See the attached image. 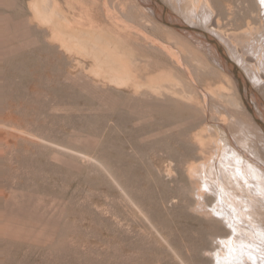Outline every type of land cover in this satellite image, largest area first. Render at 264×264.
I'll use <instances>...</instances> for the list:
<instances>
[{
	"label": "rangeland",
	"instance_id": "obj_1",
	"mask_svg": "<svg viewBox=\"0 0 264 264\" xmlns=\"http://www.w3.org/2000/svg\"><path fill=\"white\" fill-rule=\"evenodd\" d=\"M44 1L0 3V118L10 120L1 131L12 145L0 157V214L44 238L0 233V264H213L221 240L238 241L220 215L204 211L220 208L213 159L223 166L228 152L251 156L252 147L264 156V130L246 107L256 111L263 90L239 67L256 88L243 95L245 83L237 85L217 63V52L155 16L150 1ZM162 1L219 36L231 59L257 69L264 16L256 0ZM56 11L75 27H100L101 42L57 26ZM50 27L68 44L51 38ZM110 53L126 54L119 58L133 66ZM148 77L169 82L168 94L184 98L149 86ZM198 132L208 153L194 138Z\"/></svg>",
	"mask_w": 264,
	"mask_h": 264
},
{
	"label": "bare ground",
	"instance_id": "obj_2",
	"mask_svg": "<svg viewBox=\"0 0 264 264\" xmlns=\"http://www.w3.org/2000/svg\"><path fill=\"white\" fill-rule=\"evenodd\" d=\"M46 1V0H45ZM44 1V2H45ZM48 1V0H47ZM95 1V0H94ZM98 1V0H97ZM147 1H150V5H147L146 2L145 4L147 6H149L150 9H152L151 12H153V14L155 16L159 15L160 17H162L166 23H170L172 25H174L177 29L181 30L183 33H185L186 35H188L189 37H193L195 36V38L200 41L202 44H204L205 46H207L209 48V50L211 49L212 52H217L215 47L213 45H211L209 42H207L205 40V38L203 37V34L201 32L205 31L201 28H198V27H195V26H192V23H187L189 21H183L180 17H178L176 14H174L173 12H171L164 4V2L162 0H158V1H154V0H147ZM209 1V0H208ZM53 2V1H52ZM55 2V1H54ZM53 2V3H54ZM257 4L256 5H259L260 9L262 10V13H263V16H264V0H256ZM0 3L4 4V5H9V6H12L14 2V0H0ZM39 4V3H38ZM49 4V3H47ZM35 5V2L34 4ZM41 5V4H40ZM40 5H37L40 7ZM255 5V4H254ZM30 7L32 5H29ZM51 7V4L49 5V8ZM38 8V7H37ZM36 8V9H37ZM48 8V9H49ZM56 8V6L54 7L53 6V9ZM30 9V8H29ZM51 9V8H50ZM52 9V10H53ZM34 10V9H33ZM40 10V8L38 9ZM47 10V8H46ZM55 10V9H54ZM85 10V9H84ZM255 10V9H254ZM9 11V9H8ZM29 11V10H28ZM32 11V10H31ZM146 11V10H145ZM24 12V11H23ZM34 12V11H33ZM53 12V11H52ZM38 13V12H36ZM35 13V14H36ZM148 13V11H147ZM146 13V14H147ZM60 14V13H59ZM142 14V13H141ZM146 14L142 16H146ZM149 14V13H148ZM157 14V15H156ZM42 15V14H41ZM40 15V16H41ZM51 15V14H50ZM54 15V14H53ZM52 15V16H53ZM151 15V14H150ZM149 15V16H150ZM34 16V15H33ZM43 16V15H42ZM46 16V15H45ZM56 18L59 19L62 15H58L57 11H56ZM207 16V15H206ZM31 17V16H30ZM47 17V16H46ZM51 17V16H50ZM59 17V18H58ZM91 17V16H90ZM89 17V18H90ZM151 17V16H150ZM154 17V16H153ZM36 18V17H35ZM39 18V17H37ZM36 18V19H37ZM49 18V17H48ZM46 18V19H48ZM148 18V16H147ZM33 19V18H32ZM46 19H42L41 20V17L39 18V20L43 21V20H46ZM51 19H54V18H51ZM56 19V20H57ZM38 20V19H37ZM95 20V19H94ZM147 20H150L149 22H151V18L147 19ZM162 20V19H161ZM163 20V21H164ZM190 20V19H189ZM208 21V20H207ZM32 22V21H31ZM39 24L41 23L40 21H37ZM49 22V21H47ZM50 22H52L50 20ZM49 22V23H50ZM55 22V21H54ZM58 22V21H57ZM153 22V20H152ZM155 22H156V19H155ZM44 23V22H43ZM42 23V24H43ZM48 23V24H49ZM45 24V23H44ZM52 24V23H51ZM59 24V27L61 28H64L67 32H73L75 38H85L83 39V41H88V42H92L94 43V41L98 40L99 39V33L97 30L100 29V27L97 28V30H95V28L93 27H90V28H85V27H80V26H77L75 27L74 24L72 23H67L65 22V20H62V18L59 19V23H57V26ZM91 24V22H90ZM89 24V25H90ZM95 24V23H94ZM93 24V26H94ZM97 24V22H96ZM95 24V25H96ZM155 24V23H154ZM157 24V23H156ZM261 24V23H260ZM54 25V23H53ZM159 25V24H158ZM165 25V24H164ZM197 25V24H196ZM113 26V25H112ZM173 26V27H174ZM49 27V25H48ZM51 27H53L51 25ZM50 27V29H52ZM105 27H107L105 25ZM111 27L110 25L107 27L108 29L107 30H111ZM166 27V26H165ZM170 28V26H168ZM183 27H186V29H183ZM261 27V26H260ZM55 28V30H53ZM52 30V33H54V35L52 34L51 38L53 36L55 37H58L60 39H62V41L66 44V40H65V37L62 36V34L58 33V29L57 27H54ZM167 28V27H166ZM168 28V29H169ZM264 28V27H262ZM49 29V30H50ZM102 29V28H101ZM62 30V29H61ZM48 31V30H47ZM113 31H117L116 30H113ZM168 31V30H167ZM171 32V30H169ZM206 32V31H205ZM50 33V32H49ZM119 33V31H118ZM208 33V32H206ZM212 33V32H211ZM261 34L264 35V30H261L260 31ZM259 33V34H260ZM68 34V33H67ZM109 34V33H108ZM121 34V33H120ZM123 34V33H122ZM121 34V36H123ZM209 36H213L212 34L208 33ZM105 35V34H104ZM125 35V34H124ZM71 36V35H70ZM117 36V35H116ZM50 37V36H49ZM68 37V36H67ZM66 37V38H67ZM119 37V36H118ZM219 37V36H218ZM217 37V38H218ZM74 38V39H75ZM188 38V37H187ZM215 36H213V39H214V43L216 45H219L220 48L223 49L224 53L228 56V54L226 53V50L225 48L221 45V43L218 41ZM56 39V38H55ZM72 39V38H71ZM108 39V38H107ZM122 39V38H121ZM128 39V38H127ZM57 41L59 39H56ZM55 40V41H56ZM101 40V38L99 39ZM98 40V41H99ZM126 40V39H125ZM129 40V39H128ZM194 40V39H193ZM220 40V39H219ZM77 41L80 43L82 41H79L77 39ZM122 41V40H121ZM137 41V40H136ZM195 41V40H194ZM72 42V41H71ZM101 41H99L100 43ZM124 42V40H123ZM139 42V41H138ZM55 43V42H54ZM62 43V42H61ZM63 43V44H64ZM75 43V42H74ZM91 43V44H92ZM104 43V42H103ZM102 43V45H103ZM117 43V42H116ZM197 43V42H196ZM58 44V43H57ZM68 44V43H67ZM66 44V45H67ZM108 44V43H107ZM128 44V43H127ZM138 44V43H137ZM75 45V44H74ZM78 45V44H77ZM98 45V44H97ZM109 45V44H108ZM196 45V44H195ZM198 45V44H197ZM261 47H260V56L258 57V61H257V69L256 70H250L248 69L249 67H246L245 64L243 63L244 62V59L242 61V59L240 57H234L236 59H233L236 61V63H238L240 66H238L234 61L233 59H231L229 56V58L231 59L232 61V66L236 67V70L239 74V77L240 79L236 78V76L231 72V69L229 68V66L227 65H224V62L220 59L219 57V54L217 52V57L218 60H217V63L219 62L220 66L223 67L226 71H228L235 79V81L237 82V85L240 84L242 85L241 83H245L244 84V89L243 87H240L241 89V93L244 95L246 93V89H247V93H249L250 91H255L254 88L257 87V88H260V90L262 91L263 90V93H264V76L260 75L261 72V69L262 71L264 70V38H263V41L261 43ZM81 46V45H79ZM96 46V45H95ZM104 46H107L106 45V42L104 43L103 47ZM60 47V46H59ZM72 47V46H70ZM99 47V46H98ZM96 46V48H98ZM102 47V46H100ZM99 47V48H100ZM111 47V46H110ZM113 47V45H112ZM81 48V47H79ZM117 48V47H116ZM142 48V47H141ZM262 48V49H261ZM111 50V52H114L112 51L113 48H109ZM108 49V51H110ZM115 49V48H114ZM113 49V50H114ZM120 49V48H118ZM118 49H116L115 51H119ZM122 49V48H121ZM78 50V49H77ZM104 50V49H103ZM124 50V49H122ZM127 50V49H126ZM151 50V48H150ZM203 50V49H202ZM74 51V50H73ZM106 51V49H105ZM153 51V50H152ZM101 52V51H100ZM107 52V51H106ZM123 52V51H122ZM131 52V51H130ZM211 52V53H212ZM62 53V52H61ZM99 53V52H98ZM116 53V52H115ZM133 53V52H131ZM112 54V53H110ZM114 54V53H113ZM112 54V55H113ZM122 54V53H120ZM172 54V53H171ZM208 54V53H207ZM213 54V53H212ZM212 54H210L212 56ZM117 56V54H114V59L119 61V62H122L121 64L123 65H129L131 66L132 63H130V61H125L121 58H124V57H121L119 58L120 56H123L126 54H123V55H120V56ZM132 56V54H131ZM136 56V54L134 55ZM233 56V55H232ZM107 57V56H106ZM117 58V59H116ZM134 58V57H133ZM211 59V58H210ZM216 59V58H215ZM143 60V59H142ZM207 60V59H206ZM209 60V59H208ZM212 60V59H211ZM214 60V59H213ZM208 62V61H207ZM209 63V62H208ZM113 64V63H112ZM135 64V63H134ZM119 65V64H118ZM212 67H214L215 69L217 68L216 66H213L212 63L210 64ZM209 65V66H210ZM247 65V64H246ZM133 66V65H132ZM131 66V67H132ZM219 66V67H220ZM125 67V66H123ZM241 67L242 70L246 73L245 75H247L251 81V83L253 84V86L255 87H252L251 86V83L250 81L247 80V78L245 77L244 73L241 71V69L239 68ZM127 68V67H125ZM124 69V68H123ZM218 69V68H217ZM223 69V70H224ZM129 70V69H128ZM219 70V69H218ZM127 70L125 69L124 72H126ZM131 71V70H129ZM117 72V71H116ZM220 72V70H219ZM144 73V71H143ZM166 73V72H164ZM169 73V72H168ZM222 73V70L221 72ZM227 74V73H226ZM226 74H223L222 76L226 77L225 79L228 80L229 78L227 76L229 75H226ZM132 75V74H131ZM168 75V74H167ZM170 75V74H169ZM173 75V74H172ZM112 76V75H111ZM123 76L125 77V75H122V78ZM126 76L127 73H126ZM121 77V76H120ZM223 77V78H224ZM116 78V77H115ZM126 78V82H128V77H125ZM149 79V83L153 80V78L151 77H148ZM228 78V79H227ZM88 79V78H87ZM157 79V78H156ZM153 80V82H162L163 81H159L160 78H158V80ZM125 80V79H124ZM239 81V83H238ZM137 82V81H135ZM153 82L151 83V85L149 86H153V87H157L158 86V90H162V92L164 91L165 93H167L166 95H169L168 93L171 94V91L168 89L170 84L168 85L165 84V82L162 84L164 86H167L165 88H163L164 86H161V85H158V83H154ZM123 83V82H121ZM138 84L140 82H137ZM145 85L146 83H148V81L146 82H143ZM178 84V83H177ZM121 85V84H120ZM124 85V84H122ZM135 85V84H134ZM140 85V84H139ZM142 85V84H141ZM144 85V86H145ZM230 85H232L230 83ZM249 85V86H248ZM243 86V85H242ZM129 87V86H128ZM138 87V86H137ZM136 87V88H137ZM148 87V86H147ZM147 87H146V90H147ZM174 86H172L173 88ZM177 87V85H176ZM139 88V87H138ZM150 88V87H149ZM170 88V89H172ZM175 88V87H174ZM222 88V87H221ZM246 88V89H245ZM164 89V90H163ZM169 90L170 92L166 91V90ZM180 89V88H179ZM256 89V88H255ZM176 90V89H175ZM173 90V91H175ZM186 90V89H185ZM138 92V90H135ZM149 91V90H147ZM155 92H157V90H153ZM149 92L150 94L152 93H155V92ZM159 91V92H160ZM221 91V89H220ZM219 91V92H220ZM236 91V90H235ZM136 92V93H137ZM158 92V94H159ZM188 92L187 90L185 91V94L187 95L186 97H189V96H192L193 94L189 95L186 93ZM258 92V91H257ZM135 93V92H134ZM135 93V94H136ZM182 93V92H181ZM223 93V92H222ZM251 93V92H250ZM134 94V95H135ZM142 94V93H140ZM145 91L143 93V95L146 97L145 95ZM148 94V93H147ZM156 94V93H155ZM174 94V93H173ZM172 94V95H173ZM180 94V93H178ZM138 95V94H136ZM157 95V94H156ZM162 95V94H160ZM159 95V96H160ZM163 95H165L163 93ZM172 95H169V96H172ZM183 95V94H182ZM250 95V94H249ZM252 95V94H251ZM250 95V96H251ZM254 95V94H253ZM252 95V97H254ZM149 96V94H148ZM151 98H152V95H150ZM149 96V97H150ZM158 96V95H157ZM158 96V97H159ZM168 96V97H169ZM175 97V95H173ZM180 96V95H178ZM175 97V98H178ZM184 96V95H183ZM226 96V95H224ZM250 96H244L245 97V100H248V99H251L249 98ZM164 97V96H163ZM166 97V96H165ZM181 97V96H180ZM179 97V98H180ZM194 97V96H193ZM243 97V99H244ZM248 97V99L246 98ZM256 97V96H255ZM182 98V97H181ZM184 98V97H183ZM182 98V99H183ZM237 98V97H236ZM167 99V97H166ZM259 100V103L256 102L254 105H259V107L257 108V110H251L249 103L247 102L246 103V107L253 113L254 116H256L258 118V121L260 122L261 124V127L263 128L264 130V99L263 98H258ZM181 100V99H180ZM253 100V99H252ZM188 101V99H187ZM193 101V100H192ZM243 101V100H241ZM191 102V101H190ZM189 102V103H190ZM246 102V101H245ZM254 102V101H253ZM252 102V103H253ZM195 103V102H194ZM193 103V104H194ZM192 104V102H191ZM189 105V104H188ZM241 107L243 108L244 105L240 104ZM192 106V105H191ZM194 107V106H193ZM196 107V106H195ZM255 109V107H254ZM214 118V117H213ZM255 118V117H254ZM9 119V118H8ZM256 119V118H255ZM10 120H6L5 118L1 119L0 118V157L4 155V150L6 149L5 147H10L12 145H10L11 143H9V141L7 140H4V136L2 137V135L4 134L1 130H3V126L5 125H8ZM13 122V121H12ZM14 123V122H13ZM11 124V123H10ZM14 125L15 123L13 124V128H14ZM16 127V126H15ZM20 127V126H19ZM208 127V126H207ZM2 128V129H1ZM17 128V127H16ZM14 129L15 131L17 129ZM21 128V127H20ZM12 129V128H11ZM23 129V128H22ZM7 131V129L5 130ZM13 131V130H12ZM11 131V132H12ZM14 132V131H13ZM12 132V133H13ZM264 132V131H263ZM11 134V133H10ZM14 135V133H13ZM16 135V134H15ZM194 138L197 142V144L199 145V147L201 148V151L203 152H207L208 153V150H210L207 145H208V142L206 141L205 139V136L202 134H200L199 132L196 134L194 133ZM253 135V134H252ZM7 136V135H6ZM10 136V135H9ZM264 136V135H263ZM18 137V136H17ZM5 138H9V137H5ZM21 138H23V136H21ZM25 138V137H24ZM255 138V137H254ZM25 140H29V139H25ZM35 141V140H34ZM17 142V140H16ZM15 142V144H16ZM37 142V141H36ZM39 142V141H38ZM210 142V141H209ZM48 143V142H47ZM14 145V142L12 143ZM57 145V144H56ZM213 145V144H211ZM245 147H252V145L250 143H245L244 144ZM14 147V146H13ZM210 147V146H209ZM5 148V149H3ZM15 148V147H14ZM244 149V148H243ZM7 151V149L5 150ZM250 154L251 156L248 154V156L246 155L247 153H244L245 157L243 156H240L237 155L235 156L234 154H230L228 152V155H224L223 159L220 161L223 166L219 165V163L217 162V159L214 158L213 159V168L212 170L214 171L213 174H214V177L216 178L217 180V183H218V188L216 189V193L217 194V198L216 200L219 201L221 200L220 202V208H218L216 205L215 206H212L211 209L208 208V206H205L206 208H204V211L207 215H209L210 217H214L216 215H220V219L219 221L220 222H223L225 223L226 225H229V228L228 229L230 231V234L234 233L236 235V238L238 239L237 242H235L234 240L231 241V242H228V241H224L221 240L220 242V248L217 249L215 251V253L212 255V258H213V264H264V156L259 153L258 151H256L255 149L250 148ZM206 153V154H207ZM212 153V152H210ZM249 153V152H248ZM205 154V153H203ZM253 157V158H252ZM206 159H208L207 155H205ZM218 158V157H217ZM224 158L226 161H224ZM245 158V159H244ZM247 158V159H246ZM255 158V159H254ZM219 159V158H218ZM250 169V170H249ZM237 176L243 180H238L237 179ZM232 178H235L236 180V183H234L233 179ZM219 181V182H218ZM245 181V183H244ZM228 184L230 185L231 187L230 188H226L225 185ZM2 187V186H1ZM206 187L209 188L208 184H206ZM222 187H224V189L222 190ZM3 193V191L1 190L0 188V197H1V194ZM7 195V194H6ZM4 197V196H3ZM1 199V198H0ZM225 225V226H226ZM30 226V225H29ZM26 225V223H22V222H19L18 220H16L15 218H12V217H7V216H3V214H0V233L2 235H6L7 237L11 236V237H22V239L24 238H32L33 240L34 239H40L43 238L42 235H41V231L37 230V228L35 229L34 227H29ZM227 228V227H226ZM0 234V235H1ZM45 236V234H44ZM4 237V236H3ZM44 239V238H43ZM38 240V241H40ZM42 241V240H41Z\"/></svg>",
	"mask_w": 264,
	"mask_h": 264
},
{
	"label": "water",
	"instance_id": "obj_3",
	"mask_svg": "<svg viewBox=\"0 0 264 264\" xmlns=\"http://www.w3.org/2000/svg\"><path fill=\"white\" fill-rule=\"evenodd\" d=\"M154 1H158V0H154ZM159 3H161V2H159ZM183 29H186V27H183ZM201 33L203 34L205 40L215 47L216 51L219 54L220 59L224 62V65L229 66V68L231 69V72L236 76V78L240 79L239 74H238V72L236 70V67L235 66L234 67L232 66L231 59L224 53L223 49L220 48L219 45H216L214 43L213 36H209V34L206 33L205 31H203Z\"/></svg>",
	"mask_w": 264,
	"mask_h": 264
}]
</instances>
